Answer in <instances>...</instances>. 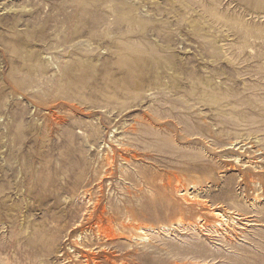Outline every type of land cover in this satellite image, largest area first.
Listing matches in <instances>:
<instances>
[{"label": "rangeland", "instance_id": "374dc122", "mask_svg": "<svg viewBox=\"0 0 264 264\" xmlns=\"http://www.w3.org/2000/svg\"><path fill=\"white\" fill-rule=\"evenodd\" d=\"M0 264H264V0H0Z\"/></svg>", "mask_w": 264, "mask_h": 264}]
</instances>
